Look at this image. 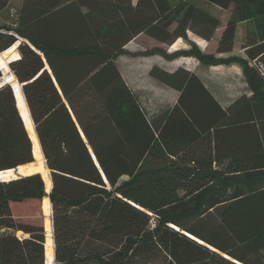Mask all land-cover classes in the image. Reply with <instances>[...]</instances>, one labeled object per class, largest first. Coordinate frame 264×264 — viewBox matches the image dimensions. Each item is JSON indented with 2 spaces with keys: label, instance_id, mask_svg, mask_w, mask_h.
<instances>
[{
  "label": "trees",
  "instance_id": "obj_1",
  "mask_svg": "<svg viewBox=\"0 0 264 264\" xmlns=\"http://www.w3.org/2000/svg\"><path fill=\"white\" fill-rule=\"evenodd\" d=\"M205 1L230 9L216 53L232 50L237 24L259 18L244 51L264 61V0ZM13 16L0 51L18 42L8 66L49 170L54 264H264L262 79L239 60L249 94L223 107L193 71L153 65L149 76L178 95L150 118L115 64L141 33L208 41L217 17L188 0H22ZM33 161L4 84L0 171ZM46 195L40 173L0 181V264H46Z\"/></svg>",
  "mask_w": 264,
  "mask_h": 264
},
{
  "label": "rangeland",
  "instance_id": "obj_2",
  "mask_svg": "<svg viewBox=\"0 0 264 264\" xmlns=\"http://www.w3.org/2000/svg\"><path fill=\"white\" fill-rule=\"evenodd\" d=\"M188 2L207 10L208 12L212 13L215 17L218 18L220 24L218 28L215 30L210 40L208 41L205 40L204 42L200 40L197 41L196 35H194L190 31H186L185 35L180 40L176 41L175 43H172L171 45L164 46L156 42V40L154 41V39L152 40V38L143 35L141 37H138L130 45V47H128L129 49L127 48L126 50H123V52L117 56V57L121 56L119 61L122 62L121 61L123 58L122 55H126L125 56L126 60L123 58V61L125 60L128 66H129L130 60H133V59L138 60L139 66L142 68L141 71H139V73L143 75L146 74V67H147V65L145 66L143 62L144 60L146 61L148 59H151V60L161 59L166 65H170L173 63H177V64L180 63L189 68H197V69L200 68V70H202L203 72L204 71L208 73L210 72L209 74L213 78H219L214 74L217 70L218 65H221L222 67H226L227 69H229L228 72H232L233 70L232 68L235 67L237 68V70H240V73H238L237 75L238 79L236 80L233 79V83H230V84L234 86L236 90L244 88L246 85V88L249 91L247 77H246V74L243 72V68H242L244 64L241 63L240 65L238 61L243 60L247 63V65H249L248 64L249 59L245 55L243 45L248 40H251V38L252 39L257 38L258 36L257 24L259 23L260 19L258 18V19L247 21V22H240L236 28L232 50L228 53H216V47H217V44H218V41L221 35V31L227 19L230 16V9L218 8L208 3L205 0H188ZM195 50L200 51L201 53H204V54L205 53L213 54L215 57V62L208 64V65L202 64L201 62H199V60L196 57L188 55L189 52L195 51ZM16 52H17V47H16ZM197 63L199 64L197 65ZM135 66H138V65L135 64ZM8 73L9 74L3 71H0V74H1L0 75V86L4 85V82L7 79L8 75H13L10 72V69ZM209 74L208 76H210ZM153 80H148V81H150L149 83L156 85V83H154ZM148 81H145V83L147 84ZM154 88L155 86L149 87V89L147 87L145 90L144 88H137L135 91L137 99L139 100L142 107L144 108L146 115L149 116L150 118L152 116L163 113L165 110L168 109V107H170V104L174 100V92L172 91V89L170 88L165 89L166 86H164L162 89H160L161 90L160 92L155 93L157 89H154ZM157 94H160V95H157ZM42 161L44 163V167H46L44 159ZM33 162H36V159H34ZM228 181L229 180H221L218 182L217 185L221 189L226 188L228 185ZM45 192L47 194L45 197H48V193L50 191L47 192L45 189ZM199 203H200V199L197 201V206H195L192 209L193 211H198ZM50 214H51V210L48 215L44 214L45 220L47 218L51 221ZM48 235L52 236V233L51 234L46 233V237Z\"/></svg>",
  "mask_w": 264,
  "mask_h": 264
},
{
  "label": "crops",
  "instance_id": "obj_3",
  "mask_svg": "<svg viewBox=\"0 0 264 264\" xmlns=\"http://www.w3.org/2000/svg\"><path fill=\"white\" fill-rule=\"evenodd\" d=\"M171 3L174 2V0H170ZM22 0H8L7 5L0 10V30L6 31V27H9L11 25V22H13L14 20V10L15 8H17L20 4H21ZM137 2V0H131V3L133 5H135ZM238 25V24H237ZM224 27V26H223ZM144 34H139L137 35L135 38H133L131 41H129L124 47L123 50H126L128 47H130V45L138 38L143 36ZM146 36V35H144ZM181 38L177 39L176 41L180 40ZM153 40V39H152ZM196 40H200L202 42H204V39H201L199 37L196 36ZM155 41V40H154ZM175 41V42H176ZM158 42V41H156ZM174 42V43H175ZM161 45L164 46H168L167 44L158 42ZM129 49V48H128ZM243 49H244V45H243ZM18 53V52H17ZM129 54V52H128ZM126 55H122V57L126 60ZM121 57V56H120ZM120 57H116L115 58V64L117 65L123 79L125 80L126 84L128 85V87L131 89L132 93L134 94V96L136 97V89L137 88H144V90L148 87H153L155 86L154 89H157V92H160L164 85L160 84L159 82L153 80L152 78L149 77V70L153 65H157L160 66L161 68H163L164 70H167L169 72H172L173 70H175L177 67L179 66H183L186 67L188 70L193 71L194 73H196L198 75V77L200 78V80L203 82V84L206 86V88L210 91V93L215 97V99L223 106L226 107L228 106L232 100H234L237 96H239L240 94L246 93L249 94L248 89L246 88V85L244 88H241L239 90H236L234 86H232L230 83H233V79L236 80L238 79V73H240V70H237V68H232V72H228L229 69H227L226 67H222L221 65L217 66V70L214 73L217 77L219 78H213L208 72L206 71H202L200 70V68H189L183 64L180 63H173L170 65H166L163 60L161 59H148V60H144V64L146 67V74L143 75L141 73H139V71H141V67L139 66V62L138 60H130L129 61V66L126 64L125 60L123 61L122 58V62H120ZM135 64H137L138 66H135ZM199 63H197L198 65ZM134 65V66H133ZM202 71V73H201ZM205 76H204V74ZM223 73V74H221ZM208 74L210 76H208ZM220 74V75H219ZM240 78V77H239ZM148 80H153L154 83H156V85L149 83L150 81ZM145 81H148V83L146 84ZM230 87V88H229ZM168 87H166L165 89H167ZM172 91L174 92V100L172 101V103L170 104V107L175 103L176 98L178 93L172 89ZM160 95V94H157ZM137 99V97H136ZM138 100V99H137ZM139 102V100H138ZM139 104L141 105V103L139 102ZM142 107V105H141ZM142 109L144 110V108L142 107Z\"/></svg>",
  "mask_w": 264,
  "mask_h": 264
},
{
  "label": "bare ground",
  "instance_id": "obj_4",
  "mask_svg": "<svg viewBox=\"0 0 264 264\" xmlns=\"http://www.w3.org/2000/svg\"><path fill=\"white\" fill-rule=\"evenodd\" d=\"M18 42H15L13 45H11L9 48H7L4 51H0V71H3L7 74H9V62L16 60L19 58V53L16 52ZM4 84L11 85L17 108L20 112V115L23 119V122L25 124L26 130L29 134V137L32 141L33 146V156L34 159H36V162H31L24 165H19L14 169H8V170H1L0 171V181H7L13 178H16L17 176H23L28 175L31 173H40L43 181L45 183V189L47 192L50 191L51 188V179L49 176V171L46 167H44L43 163V155L42 151L40 149L37 136L34 131V127L32 124V120L30 119L29 112L26 106V103L24 101V97L21 93V87L17 82V79L13 75H8L7 79L5 80ZM51 210V205L48 197H45L43 199V212L45 215H48ZM45 229L46 233L51 234L52 228H51V221L46 218L45 220ZM19 235V233H18ZM192 237V236H191ZM196 239V238H195ZM197 240V239H196ZM199 241V240H198ZM201 242V241H199ZM53 239L52 236L48 235L46 237L45 241V256H46V264H53L54 262V250H53Z\"/></svg>",
  "mask_w": 264,
  "mask_h": 264
},
{
  "label": "built area",
  "instance_id": "obj_5",
  "mask_svg": "<svg viewBox=\"0 0 264 264\" xmlns=\"http://www.w3.org/2000/svg\"><path fill=\"white\" fill-rule=\"evenodd\" d=\"M248 64L256 71L264 85V61H262L260 57H256L254 59H249Z\"/></svg>",
  "mask_w": 264,
  "mask_h": 264
},
{
  "label": "water",
  "instance_id": "obj_6",
  "mask_svg": "<svg viewBox=\"0 0 264 264\" xmlns=\"http://www.w3.org/2000/svg\"><path fill=\"white\" fill-rule=\"evenodd\" d=\"M13 90V89H12Z\"/></svg>",
  "mask_w": 264,
  "mask_h": 264
}]
</instances>
